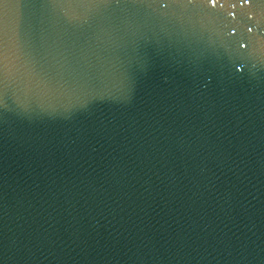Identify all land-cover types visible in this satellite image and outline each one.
<instances>
[{"label":"water","instance_id":"obj_1","mask_svg":"<svg viewBox=\"0 0 264 264\" xmlns=\"http://www.w3.org/2000/svg\"><path fill=\"white\" fill-rule=\"evenodd\" d=\"M0 264H264V0H0Z\"/></svg>","mask_w":264,"mask_h":264}]
</instances>
